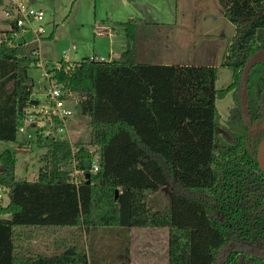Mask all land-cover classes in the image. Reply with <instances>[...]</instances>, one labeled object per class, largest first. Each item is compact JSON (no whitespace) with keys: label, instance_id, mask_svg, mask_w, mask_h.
<instances>
[{"label":"trees","instance_id":"1","mask_svg":"<svg viewBox=\"0 0 264 264\" xmlns=\"http://www.w3.org/2000/svg\"><path fill=\"white\" fill-rule=\"evenodd\" d=\"M219 3L231 22L246 24L225 62L233 70L227 89H216L213 66L137 63L133 50L111 61L85 58L73 70L51 71L80 97L79 115L90 119L91 139L72 145L38 136L45 152L35 181L18 179L16 156L0 154V188L9 194L7 206L0 207V264H132L127 257L133 228L169 229L167 264H264V257L244 249L219 260L232 242L264 247V172L257 160L264 138V64L249 75L248 117L240 105L243 69L264 49V0ZM16 30L11 19L0 22V142L17 141L33 100L29 71L35 59L14 37ZM231 90L237 106L221 133L216 100ZM73 164L78 183L68 167ZM165 187L170 192L163 200ZM16 226L69 227L76 236L58 245L61 254L39 255L17 243ZM101 231L111 241L120 239L109 247L111 258L100 254ZM84 236L88 255L75 247ZM116 249L125 258L115 259Z\"/></svg>","mask_w":264,"mask_h":264},{"label":"rangeland","instance_id":"2","mask_svg":"<svg viewBox=\"0 0 264 264\" xmlns=\"http://www.w3.org/2000/svg\"><path fill=\"white\" fill-rule=\"evenodd\" d=\"M22 1L27 5L30 2L33 7L41 8L45 13L42 41L33 43L35 35L31 31L25 34L26 46L32 52L37 50L38 57L45 64L42 68L33 65L29 71L35 90L44 85L39 79L46 69L65 68L67 72L73 70L76 62L91 57L111 61L114 60V53L132 50L133 46L136 47L135 59L137 57V61L142 63L213 66L217 69V90L227 89L233 83V70L225 62L232 58L236 41L246 24L242 20L231 22L219 0ZM4 11L5 6L0 3V22L6 16ZM99 25L108 26L110 33L108 31L109 34L105 36H97L96 28ZM130 33H134V39L129 37ZM64 61L67 62L66 66ZM216 106L221 133H224L230 112L237 106L235 90L229 91L223 99H217ZM92 130L90 119L76 113L70 131L64 137L69 138L72 144L78 140L89 144ZM24 140V136L18 135L16 142H0V154L9 150L16 156L18 179L35 181L42 166L40 158L45 150L35 141ZM68 167L72 169L73 165ZM169 192L170 188L165 187L159 197L166 200ZM0 195V207L4 208L9 203L8 189L0 188ZM20 233L16 231V235ZM22 233L29 234L28 231ZM71 233L70 239L76 236ZM53 234L56 236L61 232L55 231ZM108 236V232H100L97 237L98 248L100 254L111 258L109 247L119 243L120 239L116 236L111 241ZM30 239L16 241L27 243L29 250H32L33 243L30 244ZM77 239V251L88 255L85 236ZM50 245L51 254H61V247L57 244L53 246V243ZM168 250V228H133L127 261L137 264H167ZM33 253L36 254V251ZM123 254L120 249H116L113 256L122 260L125 258Z\"/></svg>","mask_w":264,"mask_h":264},{"label":"built area","instance_id":"3","mask_svg":"<svg viewBox=\"0 0 264 264\" xmlns=\"http://www.w3.org/2000/svg\"><path fill=\"white\" fill-rule=\"evenodd\" d=\"M23 2L7 0L4 11L5 17L16 24L17 30L13 34L17 40L20 39V41L25 42V34L31 31L35 35L34 41L36 42L33 41V43L40 42L42 41V35L45 33V13L41 8L29 6V3L27 5ZM108 31L110 33L108 26L99 25L96 28V35L105 36ZM25 44L27 43L25 42ZM31 57L35 59V67L42 68L45 66L44 61L38 57L37 50L32 52ZM64 57L66 58L67 54ZM91 59L104 60L97 57H91ZM55 69L60 70L57 67L50 70L46 69L39 79V82L44 83V85L38 90L34 89L33 82L31 94L33 100L28 103L23 123L18 128V134L25 137V142L36 141L40 135L70 140L65 138L64 134L69 133L72 119L76 113L79 114L81 99L74 94L72 89L55 78V74L51 72ZM72 169L74 170V179L78 183L79 175L74 164ZM97 170L98 165L96 163L94 164V171Z\"/></svg>","mask_w":264,"mask_h":264},{"label":"crops","instance_id":"4","mask_svg":"<svg viewBox=\"0 0 264 264\" xmlns=\"http://www.w3.org/2000/svg\"><path fill=\"white\" fill-rule=\"evenodd\" d=\"M31 4V3H30ZM133 21V20H132ZM135 52L136 55V47L133 46L132 49ZM122 53H114L113 59H118ZM137 61V57H136ZM137 63H142L140 61H137ZM150 64V63H148ZM15 230V239L17 240V237L19 238L20 241H28L29 238H31V243L32 244V252L34 250L36 251L37 254L39 255H51V250L50 252L48 251L47 247L50 245V243L57 244V245H64L67 243V241L70 239L69 234L70 232H74L75 228H69V227H39V226H16L14 227ZM16 231L21 232L20 235H16ZM22 231H28L29 234H24ZM59 231L61 232L60 235H54L53 232ZM52 236V237H51ZM35 243V244H34ZM37 247L34 249V247ZM51 246V245H50ZM40 248H43L44 250H40ZM132 264H137V263H132Z\"/></svg>","mask_w":264,"mask_h":264},{"label":"water","instance_id":"5","mask_svg":"<svg viewBox=\"0 0 264 264\" xmlns=\"http://www.w3.org/2000/svg\"><path fill=\"white\" fill-rule=\"evenodd\" d=\"M258 63L264 64V49L259 50L251 56L243 69V88L240 90L241 111L245 117L249 116L248 108V79L251 70ZM257 160L261 170L264 172V138L259 144Z\"/></svg>","mask_w":264,"mask_h":264},{"label":"flooded vegetation","instance_id":"6","mask_svg":"<svg viewBox=\"0 0 264 264\" xmlns=\"http://www.w3.org/2000/svg\"><path fill=\"white\" fill-rule=\"evenodd\" d=\"M261 113H264V88L263 90L261 91ZM249 108V106H248ZM249 119H248V123H249ZM264 124H262L263 126ZM258 126V122H253V130H255ZM250 245V244H249ZM244 248L242 247V244L240 243H235V242H232V243H229L227 245L226 248L223 249V254L222 256L220 257L219 260H221L223 257L226 258L228 254H231L232 252H236V251H242V249L250 252V254L252 255H257V256H260V257H264V247L263 246H258V247H253V246H249ZM221 262L223 263V261L221 260Z\"/></svg>","mask_w":264,"mask_h":264}]
</instances>
